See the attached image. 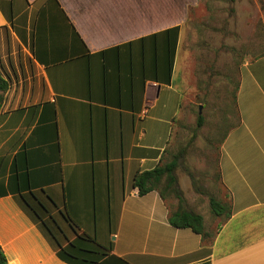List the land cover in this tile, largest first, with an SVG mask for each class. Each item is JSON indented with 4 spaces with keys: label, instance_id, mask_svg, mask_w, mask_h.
I'll use <instances>...</instances> for the list:
<instances>
[{
    "label": "crops",
    "instance_id": "0c3cea01",
    "mask_svg": "<svg viewBox=\"0 0 264 264\" xmlns=\"http://www.w3.org/2000/svg\"><path fill=\"white\" fill-rule=\"evenodd\" d=\"M199 2L0 0L7 264H69L57 243L77 233L111 246L96 264H264V103L245 102L244 131L222 141L218 199L230 216L204 220L206 238L169 224L177 201L133 186L136 173L168 162V125L183 109L175 59ZM175 27L168 81L164 32ZM243 66L264 97V56Z\"/></svg>",
    "mask_w": 264,
    "mask_h": 264
},
{
    "label": "rangeland",
    "instance_id": "374dc122",
    "mask_svg": "<svg viewBox=\"0 0 264 264\" xmlns=\"http://www.w3.org/2000/svg\"><path fill=\"white\" fill-rule=\"evenodd\" d=\"M195 8L199 10L189 14L175 59L173 85L183 109L168 125L165 147L168 161L183 150L176 178L184 208L200 212L211 223L215 218L208 198L221 196L215 172L222 141L240 133L239 108L245 102L257 107L264 103L247 68H239L245 59L264 56V0H200ZM197 114L204 119L200 127ZM166 196L177 201L173 194Z\"/></svg>",
    "mask_w": 264,
    "mask_h": 264
},
{
    "label": "trees",
    "instance_id": "16d2710c",
    "mask_svg": "<svg viewBox=\"0 0 264 264\" xmlns=\"http://www.w3.org/2000/svg\"><path fill=\"white\" fill-rule=\"evenodd\" d=\"M178 28L168 29L164 32L166 36V52L165 59L167 63L168 81L171 77L173 62L176 52ZM155 36V35H154ZM153 36V37H154ZM263 55L257 56L262 57ZM9 88L8 81L0 74V107L3 97ZM234 103V97H233ZM225 116L221 118V121ZM204 119L197 114V126H202ZM183 150L173 154L171 160L167 163L157 164L153 169L138 172L134 175L133 186L138 190L139 195H144L152 190H157L162 198L166 197V193L173 194L177 199V207L170 211L168 222L175 228H189L193 232L206 238L208 234L204 231V217L200 212L184 208V200L181 192L177 187L176 169L179 166ZM220 177L215 172V178ZM209 208L214 216H224L229 218L230 209L228 204L222 202L214 196H209ZM111 246H105L99 243L94 236L77 233L72 240H68L66 244L57 243V256L69 264H96L109 254ZM0 264H7L5 252L0 246Z\"/></svg>",
    "mask_w": 264,
    "mask_h": 264
},
{
    "label": "water",
    "instance_id": "95a60500",
    "mask_svg": "<svg viewBox=\"0 0 264 264\" xmlns=\"http://www.w3.org/2000/svg\"><path fill=\"white\" fill-rule=\"evenodd\" d=\"M201 107H202V106L200 105V106H199V114H200V109H201Z\"/></svg>",
    "mask_w": 264,
    "mask_h": 264
}]
</instances>
